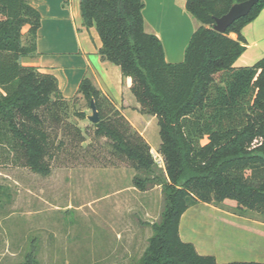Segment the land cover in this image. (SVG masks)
Here are the masks:
<instances>
[{
  "label": "trees",
  "instance_id": "1",
  "mask_svg": "<svg viewBox=\"0 0 264 264\" xmlns=\"http://www.w3.org/2000/svg\"><path fill=\"white\" fill-rule=\"evenodd\" d=\"M242 1L186 0V11L199 25L183 60L169 63L159 38L145 29L143 0H80L83 25L94 26L100 38L99 55L130 78L138 112L154 116L159 127L164 178L155 173L142 135L89 78L80 81L77 92L89 108L94 101L99 116L93 135L107 141L113 157L144 174L133 177L135 188L156 184L164 197L160 220L151 224L134 264H264L218 263L178 233L181 215L198 202L230 199L236 209L264 216V57L251 66H234L245 49L240 30L264 0L224 33L212 28L213 17ZM39 25L40 13L28 0H0V147L12 163L47 175L50 161L65 146L63 139L56 143L55 129L63 128L70 143H81L84 136L77 125L65 123L72 99L62 96L55 76L21 63L36 53ZM22 264H36L33 255Z\"/></svg>",
  "mask_w": 264,
  "mask_h": 264
},
{
  "label": "rangeland",
  "instance_id": "2",
  "mask_svg": "<svg viewBox=\"0 0 264 264\" xmlns=\"http://www.w3.org/2000/svg\"><path fill=\"white\" fill-rule=\"evenodd\" d=\"M71 99L65 123L77 125L84 141L70 143L63 128L55 129L56 143L63 139L65 146L50 161L49 174L12 163L0 147V264H22L28 253L36 264H134L151 224L160 220L161 187L135 188L133 177L144 174L111 155L107 141L93 135L87 101ZM153 158L164 178L163 157ZM232 203L221 207L236 210Z\"/></svg>",
  "mask_w": 264,
  "mask_h": 264
},
{
  "label": "crops",
  "instance_id": "3",
  "mask_svg": "<svg viewBox=\"0 0 264 264\" xmlns=\"http://www.w3.org/2000/svg\"><path fill=\"white\" fill-rule=\"evenodd\" d=\"M28 2L39 11L40 25L35 39L36 53L22 58L21 63L55 76L66 99L81 98L77 92L79 83L84 77L89 78L142 135L152 156L160 157L156 118L138 112L139 105L130 91V78L122 76L117 65L99 55L100 38L94 26L83 25L80 0ZM143 2L145 29L159 38L167 62H181L191 35L199 25L186 11V0ZM240 33L245 40V49L234 66H251L264 57V7L241 28ZM230 37L236 38V35L230 33ZM231 201L236 207L235 201ZM221 203L198 202L188 207L179 220L180 239L191 243L198 254L213 256L218 263L264 262V221L250 215L254 211L226 209Z\"/></svg>",
  "mask_w": 264,
  "mask_h": 264
},
{
  "label": "water",
  "instance_id": "4",
  "mask_svg": "<svg viewBox=\"0 0 264 264\" xmlns=\"http://www.w3.org/2000/svg\"><path fill=\"white\" fill-rule=\"evenodd\" d=\"M258 1L259 0H244L242 2L233 3L226 13L219 17H213L214 24L212 28L219 33H224L234 21L247 15ZM90 109L92 114L87 118L91 123H97L99 116L93 100L90 101Z\"/></svg>",
  "mask_w": 264,
  "mask_h": 264
}]
</instances>
